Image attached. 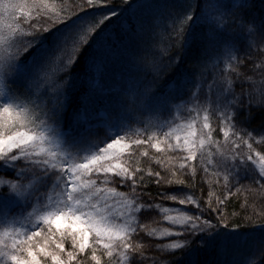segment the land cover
Instances as JSON below:
<instances>
[{
  "label": "snow or ice",
  "instance_id": "6c2138e0",
  "mask_svg": "<svg viewBox=\"0 0 264 264\" xmlns=\"http://www.w3.org/2000/svg\"><path fill=\"white\" fill-rule=\"evenodd\" d=\"M121 2L0 0V264H264V0Z\"/></svg>",
  "mask_w": 264,
  "mask_h": 264
},
{
  "label": "trees",
  "instance_id": "16d2710c",
  "mask_svg": "<svg viewBox=\"0 0 264 264\" xmlns=\"http://www.w3.org/2000/svg\"><path fill=\"white\" fill-rule=\"evenodd\" d=\"M73 2L74 0H64V4L66 7L70 6ZM114 3L121 5L123 7L121 0H114ZM125 15H127V12L125 13ZM132 19L133 22H135L136 20L135 15L132 16ZM122 23H123L122 20L114 22L110 26L111 28L109 29L108 33H106L105 36L101 38L103 46L100 47V54L104 59L118 60L119 61L118 67L121 68L125 73H128L131 71V65L128 63L131 40L129 39L128 35L124 33H121V37L118 38L115 32L113 31L117 29ZM169 25H170V21L164 20L161 21L154 28L152 44L156 52L162 51L164 48L168 47L171 44V40L169 38V31H168ZM125 27H127V25H125ZM108 36H111V44L107 42L106 37ZM88 55H90V52L85 53L84 60H82L80 64L77 66L76 69L77 72L81 71ZM190 65H191V61H189V63L185 65V68L191 70ZM255 116H256L255 119L256 125H258L261 120H264V113L257 112ZM139 125L144 127V125L142 124ZM153 195H155V190H153ZM245 199H247L249 204L252 205V207H249L247 212L244 211V207H243ZM253 208L255 209L256 212H260L262 209H264V199H262L260 196L253 197L250 193L246 191H242L238 195L234 196L226 206L227 213L230 215L231 220H236V219H240L241 217H246L247 215H251ZM66 245L68 246L69 244L67 243Z\"/></svg>",
  "mask_w": 264,
  "mask_h": 264
},
{
  "label": "rangeland",
  "instance_id": "374dc122",
  "mask_svg": "<svg viewBox=\"0 0 264 264\" xmlns=\"http://www.w3.org/2000/svg\"><path fill=\"white\" fill-rule=\"evenodd\" d=\"M220 67H223V65H221ZM218 70H219V69H215V70L212 69L211 65H209V68H208V71H209V72H213V73H214L215 71H218ZM225 71H226V69H225ZM205 78H207V77H205ZM237 90H238V89H237ZM192 115H194V113H189V112H187V111L181 110V112H180L179 114L176 115L175 119L177 120V122L183 123L185 119H190ZM132 127H133V130H135V129H137V128H143V127H142L141 125H139V124H133ZM214 137L217 138V139H220V137H219L216 133H214ZM149 151L152 152V151H154V150L149 149ZM221 183H223L222 180H221ZM244 183H245V184H250V181H244ZM220 192H221V190L219 189V186H217V194L219 195ZM165 206L182 207V206H178V205H168V204H166ZM224 211L227 213L226 207H225ZM156 219L160 220V219H161V216H156ZM159 226L163 227V226H166V225L162 223V224L159 225ZM67 243L70 245V241L66 242V244H67ZM69 245H68V246L66 245V248H68ZM165 255H166V254H165Z\"/></svg>",
  "mask_w": 264,
  "mask_h": 264
}]
</instances>
